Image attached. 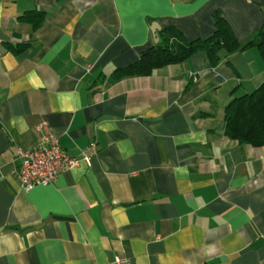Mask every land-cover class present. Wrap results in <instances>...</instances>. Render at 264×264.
<instances>
[{
	"label": "crops",
	"instance_id": "crops-1",
	"mask_svg": "<svg viewBox=\"0 0 264 264\" xmlns=\"http://www.w3.org/2000/svg\"><path fill=\"white\" fill-rule=\"evenodd\" d=\"M216 11L242 45L264 25V0H0V264H264V145L225 133L259 49L114 79L164 27L211 36ZM43 123L91 162L26 190L16 151Z\"/></svg>",
	"mask_w": 264,
	"mask_h": 264
},
{
	"label": "trees",
	"instance_id": "trees-1",
	"mask_svg": "<svg viewBox=\"0 0 264 264\" xmlns=\"http://www.w3.org/2000/svg\"><path fill=\"white\" fill-rule=\"evenodd\" d=\"M36 14H29L32 20ZM39 15V14H38ZM215 32L207 37L189 40L177 27L160 30V41L144 51L133 64L117 70L116 79L133 75H150L155 69L180 63L199 51H206L213 65L223 57L248 47H257L264 61V25L259 33L241 44L221 11L214 13ZM225 133L241 144L264 145V82L254 91L234 97L225 108Z\"/></svg>",
	"mask_w": 264,
	"mask_h": 264
},
{
	"label": "built area",
	"instance_id": "built-area-1",
	"mask_svg": "<svg viewBox=\"0 0 264 264\" xmlns=\"http://www.w3.org/2000/svg\"><path fill=\"white\" fill-rule=\"evenodd\" d=\"M42 134L38 145L32 149L18 147L16 156L21 161L18 170L23 188L49 185L59 173L78 166L82 161L90 163L91 156L83 151L80 156L67 153L60 139L51 132L47 123L39 125ZM115 264H132L128 259L117 257Z\"/></svg>",
	"mask_w": 264,
	"mask_h": 264
}]
</instances>
